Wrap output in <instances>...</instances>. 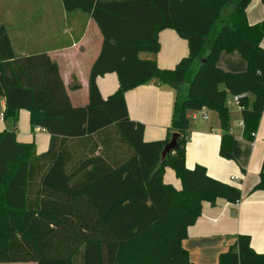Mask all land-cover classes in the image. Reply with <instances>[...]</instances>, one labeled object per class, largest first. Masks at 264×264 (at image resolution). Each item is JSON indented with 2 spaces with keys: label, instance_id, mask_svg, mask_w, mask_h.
<instances>
[{
  "label": "trees",
  "instance_id": "1",
  "mask_svg": "<svg viewBox=\"0 0 264 264\" xmlns=\"http://www.w3.org/2000/svg\"><path fill=\"white\" fill-rule=\"evenodd\" d=\"M97 23L103 41L88 78L84 106H49L50 92L18 61L0 25V97L4 118L29 112L30 124L50 134L46 151L0 132V263L194 264L182 246L203 202L236 204L238 186L187 168L189 114L213 110L221 130L219 154L231 159L227 95L238 98L242 136L252 141L264 108V20L250 25L251 0H63ZM264 6V0H260ZM174 29L187 56L161 68L139 53L159 51L158 33ZM237 51L246 69L225 71L221 52ZM117 76L103 97L96 79ZM154 81L175 90L166 137L146 141L144 125L129 118L125 92ZM176 134L177 146L161 159ZM78 146V149L76 147ZM171 168L180 187L164 181ZM264 190V157L250 191ZM217 264H264L248 234H238Z\"/></svg>",
  "mask_w": 264,
  "mask_h": 264
},
{
  "label": "crops",
  "instance_id": "2",
  "mask_svg": "<svg viewBox=\"0 0 264 264\" xmlns=\"http://www.w3.org/2000/svg\"><path fill=\"white\" fill-rule=\"evenodd\" d=\"M250 25L264 20V6L251 0L245 9ZM0 25L6 28L18 61L55 101L49 106H84L88 102V78L97 58L103 36L90 14L74 9L65 10L63 0H0ZM159 51L141 52V58L154 59L161 68H173L187 56L188 45L174 29L158 33ZM264 49V37L261 40ZM218 66L231 72L246 69V61L237 52H221ZM108 73L96 79L103 97L118 88L117 76ZM175 90L170 85L151 81L125 92L129 118L144 125L146 141L166 137L171 123ZM230 131L234 135L232 158L219 154L221 130L216 112L203 108L189 114V135L185 144V164L192 168L204 165L207 173L241 190L240 200L230 204L222 198L214 203L203 202L201 215L188 228L182 246L194 264H217L220 253L234 243L238 234H248L250 245L257 253L264 252V190L250 191L257 182L264 157V108L254 139L242 136L240 108L234 96L227 95ZM5 108L0 97V113ZM203 112L206 118L202 117ZM25 109L13 118L0 119V132L14 130L20 142H33L37 154L47 150L50 134L41 127H31ZM165 168L166 183L180 187L174 171ZM168 175L169 180H166ZM235 178L232 180L231 178ZM10 264V263H0Z\"/></svg>",
  "mask_w": 264,
  "mask_h": 264
},
{
  "label": "water",
  "instance_id": "3",
  "mask_svg": "<svg viewBox=\"0 0 264 264\" xmlns=\"http://www.w3.org/2000/svg\"><path fill=\"white\" fill-rule=\"evenodd\" d=\"M176 146H177L176 134H172L170 140L162 150L161 159H163L170 150L175 149Z\"/></svg>",
  "mask_w": 264,
  "mask_h": 264
},
{
  "label": "built area",
  "instance_id": "4",
  "mask_svg": "<svg viewBox=\"0 0 264 264\" xmlns=\"http://www.w3.org/2000/svg\"><path fill=\"white\" fill-rule=\"evenodd\" d=\"M237 101H238V98H237L236 96H234V102H235L236 105L238 106ZM238 107H239V106H238ZM202 117H203V118H206V114H205V112H203ZM3 118H4L3 113H0V119L2 120ZM231 179L234 180L235 178L232 177Z\"/></svg>",
  "mask_w": 264,
  "mask_h": 264
},
{
  "label": "rangeland",
  "instance_id": "5",
  "mask_svg": "<svg viewBox=\"0 0 264 264\" xmlns=\"http://www.w3.org/2000/svg\"><path fill=\"white\" fill-rule=\"evenodd\" d=\"M76 149H78V146L76 147ZM168 171H170V173H173L171 169H168ZM166 180H169L168 175H166ZM10 264H35V263H10Z\"/></svg>",
  "mask_w": 264,
  "mask_h": 264
}]
</instances>
